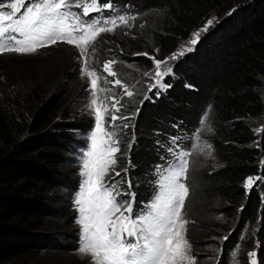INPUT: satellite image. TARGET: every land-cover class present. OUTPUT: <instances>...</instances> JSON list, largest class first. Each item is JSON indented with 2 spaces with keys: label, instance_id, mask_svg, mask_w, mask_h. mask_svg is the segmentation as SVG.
Instances as JSON below:
<instances>
[{
  "label": "trees",
  "instance_id": "1",
  "mask_svg": "<svg viewBox=\"0 0 264 264\" xmlns=\"http://www.w3.org/2000/svg\"><path fill=\"white\" fill-rule=\"evenodd\" d=\"M106 2L100 0L101 4ZM113 2L128 12L139 9L147 15L152 13L146 31L138 22L132 30H118L108 40L112 42L108 49L112 59L132 58L134 61L125 62L135 65L136 72L140 71L136 81L143 82L138 96L125 100L131 110L128 115L139 107L135 101H143L138 119L137 114L130 119L133 127L125 140L124 151L130 154L132 164L123 158L116 165L117 172H121V186L127 187L125 180L132 183L134 210L139 212L153 194L152 172L165 155L163 148L158 150L156 141L160 140L166 148L169 136L180 135L182 145L198 143L192 130L201 113L211 105L209 120L215 131L203 133L200 143L206 140L212 145L214 158L199 157L201 170L195 178L201 187L190 192L183 210L189 220L188 236L198 244L193 252L199 257V252L212 245L216 252L208 264H230V260L233 264H251L252 260L264 264V182L256 181L257 186L247 196L242 187L248 176L264 175V165L259 163L264 156V131H255L264 130V0ZM157 12L160 15L153 16ZM213 12L217 13V22L193 51L174 62V74L165 77L171 87L160 90L159 95L154 94L155 89L148 92V86L154 83L151 77L155 60L170 57ZM131 31L137 36H132ZM112 54H106L102 66ZM75 64L74 68L66 63L51 67V84L61 89L60 94L45 100L50 93L44 86H37L24 96L0 103V264L52 251L56 247L52 241L76 248L73 245L78 230H72L66 239L55 232L68 229H44L55 213L52 191L62 181L67 157L77 148L74 131L90 121L89 117L72 120V110L78 109L63 106L67 89L64 82L72 75L79 76V63ZM115 71L121 73V68ZM145 72H150V76H144ZM133 85L129 84V90L136 94ZM146 92L148 100H144ZM133 98L134 102H130ZM130 142L133 147L129 152ZM186 150L194 152L191 147ZM204 197L220 213L219 221L200 224L198 205ZM67 218H72L69 209ZM224 236L228 239L224 240ZM253 251L256 256L249 257ZM60 252L65 250L61 248ZM56 257L47 256L40 264L55 263Z\"/></svg>",
  "mask_w": 264,
  "mask_h": 264
},
{
  "label": "snow or ice",
  "instance_id": "2",
  "mask_svg": "<svg viewBox=\"0 0 264 264\" xmlns=\"http://www.w3.org/2000/svg\"><path fill=\"white\" fill-rule=\"evenodd\" d=\"M105 10H111L115 15L92 16V13L99 14ZM137 15L117 11L113 0L103 4L100 0L0 2V54L5 52L31 54L40 47L66 41L76 45L81 56L86 58L88 46L92 45L101 33L113 32L120 26L131 27L130 22L135 21ZM212 24L213 20L209 19L202 29L192 34L189 42L192 47H182L179 53H174L163 61L155 60V71L151 77L154 83L148 86V92L155 89L154 94L159 95L160 90L171 87L165 82V77L174 74L173 67L168 66V62L193 51L201 34ZM91 51L95 53L96 49L93 47ZM117 63L115 59L103 63L102 70L107 73V76L103 77V83L114 82L115 85L122 86L123 95L131 98L135 93L129 90V86L123 84L121 79L117 78L114 81L108 79L118 76L113 70ZM85 65L87 66V59ZM162 65H165L163 69ZM87 75L92 78L89 110L91 112L93 106L95 110L94 128L87 133L89 143L87 148L82 150L80 157L82 179L79 190L74 195V205L79 213L77 223L81 225L78 251L90 256L91 264H197L196 255L191 251V242L187 239L189 221L185 218L183 210L186 198L190 194L187 185L189 170L199 162L200 156L214 158L212 145L206 140L200 143L203 133L215 131L209 120L211 105L201 113L197 126L192 130V136L198 143L182 145L180 135L169 136L166 148L160 140L156 141L158 150L163 148L165 155L159 158L161 163L155 165L152 172L151 200L136 212L135 194L130 191L131 181H124L128 191H123L121 183L116 179L121 176V172H115L114 169L118 163L117 153L121 151L123 130L133 127L127 121L138 114L139 109L137 108L132 115L118 116L116 113L124 105L113 95L111 99L114 103L111 104V108L106 107L102 111L98 99L95 98L98 88L100 91L105 90L99 84L101 77L94 67L87 71ZM144 75L150 74L145 72ZM148 99L150 97L145 95L144 100ZM118 104L120 108L117 107ZM106 119L109 121L107 127ZM132 140L135 141V133ZM256 144H259V141ZM132 147L133 143L130 142L129 152ZM189 147L194 148L195 152L186 150ZM259 163L264 165V156ZM123 171L127 173V169ZM110 172L114 175L109 176ZM256 181L264 182V175L246 178L242 184L246 189V196L257 186ZM123 195L129 196L130 199L127 201L119 199ZM261 202H264V194L261 195ZM243 207L242 205L240 211H243ZM223 239L227 240L228 236H224ZM234 247L238 248L239 245ZM248 255L254 257L256 252H249ZM233 258L236 259L235 255ZM251 264L257 262L252 260Z\"/></svg>",
  "mask_w": 264,
  "mask_h": 264
},
{
  "label": "rangeland",
  "instance_id": "3",
  "mask_svg": "<svg viewBox=\"0 0 264 264\" xmlns=\"http://www.w3.org/2000/svg\"><path fill=\"white\" fill-rule=\"evenodd\" d=\"M90 2V0H89ZM116 10L123 13H128L129 15H137V18L135 21H131L132 24L131 27L127 26H120L115 29L113 32H106L101 33L99 37H97L96 41L89 45V51L87 53V57H82L80 53V49L74 45L69 44L66 41H58L54 45H47L40 47L35 53L31 54H20L16 52H5L0 54V103H6L9 99H16L17 96H24L31 92L32 88H36L37 86H44V89L46 92L50 93L46 99L53 97L54 95L60 94L59 88H56L55 86H52L51 82V74L52 69L51 67H54V64L60 63L61 66L63 63L69 64V68H74L76 66V62L79 63L78 67V75L77 77H73L72 75L70 80H67L64 82V88L67 87L66 93L64 94V101L67 105V108L71 110L72 108L78 109V110H72L73 113L71 114V119H77L79 117L80 119H86L89 117L90 121L86 125V127L82 128L81 130L74 131V135L76 137V147L74 148V151L70 153V155L66 159V164L62 168L63 175H62V181L59 184L57 188H55L52 191L51 199L55 206V213L51 214L50 217V224L48 226H45V230L48 229H68L67 231L55 232L58 236H66V239L70 238V234L72 230H78V236L75 237V242L73 246H76V248L73 250L70 249L68 246L65 245H59L57 242L52 241V243L56 244V247L52 248V251L44 250L41 251V253H36L30 257L25 259H18L15 258L12 262V264H40V261L47 258V256L55 257L57 256V261L55 263H51L50 261L46 262V264H91V257L81 254L78 251L79 248V238H80V228L81 225L77 223V219L79 216L78 210L76 206L74 205V195L79 190L80 183H81V175H80V168H81V161L80 157L82 155V150H85L88 146L89 140L87 133L89 130L94 128V110L95 106H93L92 111L89 110V104L91 102L90 97V81L91 77H88L87 71L91 70V68H98L99 71L98 75L101 77V80L99 81L100 87L104 88V91H100L99 88L96 90V97L98 99V104L101 107V110L103 111L104 108H111V104L114 103L112 101L111 97L115 95L118 100H120V104H123L124 107L120 108V105L118 104L117 107L120 108V111L116 114L118 116H129L128 114L131 112L129 109V103H125V100L127 99L126 96L123 95V87L117 86L113 83H103V77L107 76V73H104L102 70V62L106 59L105 56L110 52V55L112 52L109 49L112 42L108 41L112 36H114V33L118 30H132L136 24L139 22V26L142 24H145L142 28L146 31L148 22V18L152 15H147L142 13L139 9L134 12H128L123 7H116ZM78 11V10H76ZM108 13L104 15V12L102 13H93L92 16H114L115 12L111 10H106ZM147 15V16H146ZM160 13H154L153 16H159ZM209 19L213 20V24L208 27L207 31L217 22L218 16L216 12H213L206 21L199 26L198 28L194 29L189 36V38L184 39L180 45V47L177 49L174 53H179V51L182 50V47H192L190 45V40L192 38V34L197 32L198 30L202 29L204 25L207 23ZM152 26V24H150ZM140 30V29H139ZM203 32L200 36V38L207 33ZM132 36H137L133 34V31H131ZM118 38V37H117ZM199 38V39H200ZM199 41V40H198ZM100 45H102L100 47ZM95 48L96 52L93 53L91 51V48ZM195 48V46H194ZM173 53V54H174ZM188 53V52H187ZM132 54H138V52H133ZM172 54V55H173ZM171 55V56H172ZM128 56V55H127ZM170 56V57H171ZM113 54L110 57V60H113ZM85 59H87V66L85 65ZM118 61L117 59H115ZM178 60V59H177ZM125 61H134L132 58L129 57V60H122L118 61L117 64L114 65L113 70L115 71L116 68H121V73H118L117 77H108L109 81H114L115 79L119 78L122 80L123 84H134L136 87V94L135 97L138 96L139 90L143 86V82L136 81L139 77L140 71L136 72V67L132 62H125ZM163 61V60H162ZM176 60H170L168 62V66L173 67V73H174V62ZM65 65V64H64ZM155 65V63H154ZM162 69L165 67V65L161 66ZM82 68L84 69V75H82ZM75 73V72H74ZM150 74V72H148ZM145 76V75H144ZM150 76V75H149ZM133 80V81H132ZM132 82V83H130ZM55 85V83H54ZM62 87V86H60ZM132 87V86H129ZM108 89H111L109 91ZM58 93V94H57ZM69 95L67 96V94ZM147 92L145 93V95ZM44 100V102H45ZM102 102V103H101ZM130 102H134L133 100ZM139 103V107H141V102H136L135 105L137 106ZM138 107V109H139ZM129 110H128V109ZM81 111V112H80ZM135 116V115H134ZM139 116V112L137 114V119ZM118 123H123V121H118ZM127 123L130 124V120L127 121ZM109 124V121L105 120V126L107 127ZM133 125V124H132ZM130 129L123 130V137L120 143V153H117L118 161H121L123 158H126L128 163L132 164V160L129 157V153L126 154L124 151L125 147V140L127 139V136L130 133ZM132 139V137H131ZM195 152V149H194ZM203 157V156H202ZM205 158V157H203ZM206 159V158H205ZM117 165H120L117 163ZM127 166V163H126ZM130 166V165H129ZM119 168L115 166L114 171L117 172ZM201 170L200 164H196L193 168V171L190 170L187 174V185L190 189V192H195L196 188H200V183H197V179L195 178L198 172ZM114 173H109V176H113ZM253 177H256L257 175H252ZM107 179V178H106ZM119 181V178H116ZM123 191H128L127 187L121 186ZM132 192V189H130ZM152 195L149 199L151 200ZM195 198V197H194ZM193 198V200H194ZM121 200H129L130 197L127 195H123L119 197ZM192 200V201H193ZM147 201V202H149ZM195 201V200H194ZM146 202V203H147ZM197 202V200H196ZM214 202V201H213ZM135 203V202H134ZM145 203V204H146ZM215 203V202H214ZM143 204V206H145ZM216 207L210 206V203H206L205 197L201 201V203L198 205V214H199V222L201 225L209 224L212 221H219L220 213L216 211ZM68 209L70 213H72V218L69 220L67 218V212ZM208 210L207 213L205 211ZM186 218V217H185ZM187 219V218H186ZM188 220V219H187ZM189 221V220H188ZM188 225L187 224V239L191 242L192 248L191 251L193 252V249H195L198 244H194L192 240H190L188 236ZM70 226V227H69ZM201 229V226H200ZM64 239V238H63ZM60 243H62L60 241ZM63 248L65 250L64 253L60 252V249ZM216 248L214 246H206V250L199 252V257H197V264H208L211 262V258L215 255ZM196 250V249H195ZM234 253V252H233ZM232 253V254H233ZM233 256V255H232ZM38 261V262H36ZM230 264H233L231 260L229 261Z\"/></svg>",
  "mask_w": 264,
  "mask_h": 264
}]
</instances>
